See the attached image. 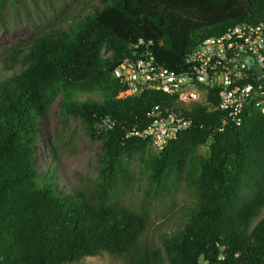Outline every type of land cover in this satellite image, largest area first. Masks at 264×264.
<instances>
[{"label":"trees","instance_id":"obj_1","mask_svg":"<svg viewBox=\"0 0 264 264\" xmlns=\"http://www.w3.org/2000/svg\"><path fill=\"white\" fill-rule=\"evenodd\" d=\"M100 1L0 58V72L13 71L0 76V264H72L103 252L124 264H264L262 110L250 103L241 125L220 130L223 113L195 102L187 113L194 125L150 152L148 139L128 134L150 123L155 104L175 105L177 97L127 96L114 75L122 59L148 53L180 71L203 39L264 22V0ZM59 97L60 113L80 118L102 142L99 176L88 190L62 188L56 165L41 172L36 162L40 122ZM211 98L218 102L217 91ZM106 120L113 125L102 128ZM133 153L149 170L150 202L182 180L195 196L182 225L159 233L160 244L144 237L149 207L112 200L125 177L123 158Z\"/></svg>","mask_w":264,"mask_h":264},{"label":"rangeland","instance_id":"obj_2","mask_svg":"<svg viewBox=\"0 0 264 264\" xmlns=\"http://www.w3.org/2000/svg\"><path fill=\"white\" fill-rule=\"evenodd\" d=\"M100 0H6L0 6V58L12 46L26 45L31 38L54 27L63 18L71 20L82 9L92 10ZM69 20V22H70ZM65 24V23H64ZM1 66V65H0ZM13 71L0 72L7 76ZM81 100L98 99L97 94H77ZM36 162L41 172L56 165L62 188L88 190L99 176L102 142L92 139L80 118L60 113V97L46 119L39 125ZM150 152H155L152 148ZM157 153V152H155ZM201 155L208 154V147L201 146ZM124 175L112 191V200L120 205L139 209L149 207L150 223L145 238L150 244H160L159 233H170L184 222L185 207L192 205L195 196L185 181L172 188L170 193L149 201L148 168L138 154L124 156ZM120 256L103 252L87 256L72 264H124Z\"/></svg>","mask_w":264,"mask_h":264},{"label":"built area","instance_id":"obj_3","mask_svg":"<svg viewBox=\"0 0 264 264\" xmlns=\"http://www.w3.org/2000/svg\"><path fill=\"white\" fill-rule=\"evenodd\" d=\"M185 62L184 69L174 70L148 53L145 58H124L114 70L127 96L158 90L177 97L175 105L155 104L148 113L150 123L128 134L148 139L155 152L164 150L194 125L193 117L187 113L195 102L209 112L223 113L217 127L220 130L241 125L250 103L264 113V22L236 23L203 39ZM214 91L217 103L211 98ZM112 125L106 120L101 127Z\"/></svg>","mask_w":264,"mask_h":264},{"label":"water","instance_id":"obj_4","mask_svg":"<svg viewBox=\"0 0 264 264\" xmlns=\"http://www.w3.org/2000/svg\"><path fill=\"white\" fill-rule=\"evenodd\" d=\"M254 67H255L256 69H258V70L260 71V73H262V69L259 67L258 64H255Z\"/></svg>","mask_w":264,"mask_h":264}]
</instances>
